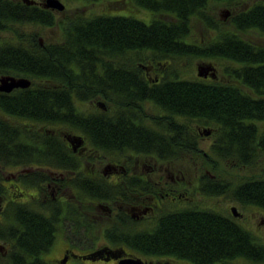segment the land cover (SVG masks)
Masks as SVG:
<instances>
[{"label": "flooded vegetation", "instance_id": "af4514ba", "mask_svg": "<svg viewBox=\"0 0 264 264\" xmlns=\"http://www.w3.org/2000/svg\"><path fill=\"white\" fill-rule=\"evenodd\" d=\"M59 1L65 8L69 6L65 0ZM255 1L264 0H235L231 8L226 7L230 10L224 20L226 25L232 13L247 9ZM45 3L46 0H0V125L2 121L8 125L0 128V264H16L15 253L24 243L21 237L26 242L24 248L30 252L24 264H119L124 258H140L128 244L134 241L133 237L143 236L145 230L153 228L163 213L191 206L218 211L209 204L219 198L227 200L223 214L237 218L242 227L264 242L263 207L242 205L226 193L209 196L200 190L206 178L234 177L233 181L238 182L245 175H230L227 169L234 168L225 164L183 165L158 157V141L175 135L171 131L173 122L184 121L188 139L196 135L199 148L207 156L211 155L217 131L212 122L200 125L171 112L152 94L170 90L169 83L200 79L208 84L204 89L216 87L209 86L210 82H224L235 85L238 94L249 92L254 99H264V91L256 95L243 81L232 79L226 72L225 66H229L237 73L240 64L193 55L186 60L189 66L177 70L170 67L169 59L150 56L152 50L134 49L127 62L135 68L119 73L125 81L134 77L144 83L147 93L142 97L129 92L128 85L119 93L115 75V80L106 84L105 98L99 93L87 102L74 101L77 115L67 123L62 118H45L40 113H47V104L63 103H46L43 97L29 91L33 80L12 71L11 44L12 11L50 10L57 16L64 10L47 7ZM123 13L132 14L127 10ZM132 15L146 20L151 17L143 9ZM35 25L50 28L55 24ZM199 38L204 39H196ZM43 40L38 37L40 44ZM240 40L264 48V36H242ZM5 41L10 45L3 49ZM235 49L239 50L238 44ZM4 51L10 53L1 59ZM144 54L150 57L145 59ZM12 77L25 78L29 83L3 89L1 80ZM36 81L44 90L48 88V80ZM25 89L27 95L22 94ZM80 112L84 116L80 117ZM249 122L255 131L257 128V132H264L263 121ZM235 170L264 175V157L253 169ZM100 239L102 244H98Z\"/></svg>", "mask_w": 264, "mask_h": 264}, {"label": "trees", "instance_id": "16d2710c", "mask_svg": "<svg viewBox=\"0 0 264 264\" xmlns=\"http://www.w3.org/2000/svg\"><path fill=\"white\" fill-rule=\"evenodd\" d=\"M65 1L69 6L75 2L84 6L67 12L59 22L50 10L12 11V71L32 79L29 91L43 97L46 103H63L47 104V113H40L42 117L62 118L67 123L77 115L74 101L87 102L99 93L105 98L106 84L110 79L115 80V75L119 93L128 85L129 92L142 97L147 93L144 83L134 77L125 81L119 73L122 69L135 68L127 62L134 49L152 50L150 56L169 59L170 67L177 70L189 66L186 60L193 55L225 59L229 63L236 61L240 64L237 73L225 66L230 77L243 81L256 95L264 91V48L240 40L242 36H264V1L236 10L230 15L228 25L212 7L222 4L231 8L235 0H112L102 3L100 11L88 7L99 3L97 0ZM138 9L150 12V19L132 15ZM124 10L132 14L125 15ZM22 19L24 29L20 27ZM35 24L43 27L57 24L61 31L59 39L48 41L43 37L44 42L40 44L41 33L32 29ZM195 27L201 35L194 31ZM9 45L5 41L2 47ZM4 52L6 55L1 52V59L10 53ZM150 56L144 54L145 59ZM37 79L48 80V88L44 90ZM203 86L208 84L200 79L177 81L168 84L170 90L162 87L166 90L164 93L152 95L177 115L189 117L200 125L212 122L216 126L217 137L211 146V155H203L197 136L188 139L185 122L176 121L171 126L175 135L158 141L161 146L158 157L183 165L192 162L193 165L225 164L234 169H253L264 157V132H257V128L255 131L249 121L264 122V99H254L249 92L238 94L235 85L224 82H210L209 86H216L211 89ZM22 94L27 95V89ZM3 126H8L5 121L0 128ZM82 129L85 128L82 126ZM233 179L206 178L200 190L209 196L226 193L242 205L264 208L263 174H248L238 182ZM236 219L207 207L191 206L165 212L153 228L145 230L143 236L133 237L134 241L128 245L143 261L152 264H264V242ZM21 240L26 243L24 237ZM24 243H21L23 249L15 251L16 264H24L25 256L30 253Z\"/></svg>", "mask_w": 264, "mask_h": 264}, {"label": "rangeland", "instance_id": "374dc122", "mask_svg": "<svg viewBox=\"0 0 264 264\" xmlns=\"http://www.w3.org/2000/svg\"><path fill=\"white\" fill-rule=\"evenodd\" d=\"M108 1H112V0H97L96 2H99V3H97L96 5H93V6H88V7L90 8V10L100 11V10H102V6H103L102 3H107ZM68 5H69V3H68ZM82 6H84V5H78L77 2H76V4L75 3L70 4V6H68V7L65 8L66 10H63V11L59 12V14L56 16L57 22L61 21L66 16L67 12L79 10V8H81ZM224 8H226L225 5L217 4L216 6L212 7V10L215 12V14L218 15V12L221 9H224ZM146 21H148V20H146ZM21 23H22V26H20V27L22 29H24V27L26 28V26L24 25L25 24V21L23 20V21H21ZM195 28H196V30H194V31L198 34L199 31H198L197 27H195ZM32 29L34 31L40 32L41 33L40 36L42 38L44 37L48 41L57 40V39H59V37L61 35V31L59 30V27L56 24L54 26L50 27V28H40V27L36 26V27H32ZM202 147L205 149L204 146H202ZM234 171H231L230 169H227V173H229L230 175H235V176H238V175H242V176L248 175V172H246V171H244V172H240V171L237 172L235 169H234ZM198 172L199 171H197V173ZM226 201L227 200L225 198H219V199H216L214 201H211L210 204H209V206L210 207H216L218 211H220L222 213H225ZM227 206H228V202H227ZM250 211L251 210L249 208L248 211H247V214L248 215L250 214ZM251 219H252V217H251ZM261 233H263L262 240H264V238H263L264 237V231H263V229H262ZM86 244H88V243H86ZM98 244H102L101 239H100V241H98ZM56 247H57V245H56Z\"/></svg>", "mask_w": 264, "mask_h": 264}, {"label": "water", "instance_id": "95a60500", "mask_svg": "<svg viewBox=\"0 0 264 264\" xmlns=\"http://www.w3.org/2000/svg\"><path fill=\"white\" fill-rule=\"evenodd\" d=\"M45 5L47 7H51V8H56L57 10H63L64 9V5L61 1L59 0H46V3ZM230 14V10L228 9H221L219 12H218V16L220 19L222 20H225L227 18V16ZM1 83H2V88H6L9 89L10 87H16V86H26L29 81L25 78H10V79H2L1 80ZM209 133V132H207ZM232 210H233V213H235V208L232 207ZM152 264V262H146V261H143L141 260L140 258H131V257H128V258H124V259H121L119 260V264Z\"/></svg>", "mask_w": 264, "mask_h": 264}]
</instances>
